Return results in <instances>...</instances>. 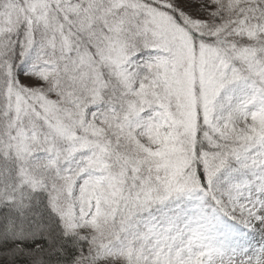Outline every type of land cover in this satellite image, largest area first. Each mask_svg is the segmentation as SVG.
<instances>
[{
    "label": "snow or ice",
    "instance_id": "1",
    "mask_svg": "<svg viewBox=\"0 0 264 264\" xmlns=\"http://www.w3.org/2000/svg\"><path fill=\"white\" fill-rule=\"evenodd\" d=\"M0 264H264V0H0Z\"/></svg>",
    "mask_w": 264,
    "mask_h": 264
}]
</instances>
